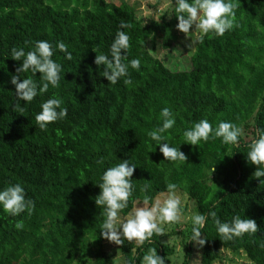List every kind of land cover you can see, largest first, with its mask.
Masks as SVG:
<instances>
[{
	"label": "trees",
	"instance_id": "16d2710c",
	"mask_svg": "<svg viewBox=\"0 0 264 264\" xmlns=\"http://www.w3.org/2000/svg\"><path fill=\"white\" fill-rule=\"evenodd\" d=\"M173 6L174 0L169 10L143 25L126 0H0V189L20 183L34 203L30 215L13 217L0 210V264H83L89 255L91 264H114L107 240L99 236L103 209L94 199L100 175L123 160L136 168L130 178L133 195L122 216L135 207L133 200L139 204L147 196L151 204L167 183H176L191 203V215L215 211L222 222L239 215L257 225L252 235L223 241L206 219L205 244L197 246L199 264H213L222 251L240 254V249L252 264H264V177L257 180L245 159L256 129H264V0H238L236 26L222 36L201 35L185 71L172 70L147 52L148 41L170 48L177 23ZM121 22L127 28L120 30L130 36L127 58L139 57L141 66L129 69L132 84L121 78L111 85L101 77L103 66L93 61L95 54H107ZM38 40L53 47L62 41L73 58L66 61L55 51L59 87L17 103L10 77L30 73L16 72L20 62L11 60L10 49L28 51ZM53 95L62 98L67 115L41 130L34 117ZM163 107L176 119L167 134L172 145L200 119L213 127L219 121L236 124L242 130L239 142L181 143L185 164L166 162L158 146L152 144L148 152L145 136L157 126ZM145 181L148 189L142 193ZM184 229L180 234L187 244L180 264H188L193 251L191 216ZM164 238L165 230L139 247L125 240L118 248L127 264H141L150 247L165 264H174Z\"/></svg>",
	"mask_w": 264,
	"mask_h": 264
},
{
	"label": "clouds",
	"instance_id": "9594fccd",
	"mask_svg": "<svg viewBox=\"0 0 264 264\" xmlns=\"http://www.w3.org/2000/svg\"><path fill=\"white\" fill-rule=\"evenodd\" d=\"M237 5L238 0H174L176 29L185 36L195 33L197 40L201 35L209 33L222 36L226 31H230L236 26ZM125 28H127V24L121 22L109 45L107 54L103 52L95 54L93 61L96 66H103L101 77L111 85L117 84L121 78H125L123 79L124 84H132V80L127 78L129 69L139 70L141 66L139 57L130 60L127 58L130 36L127 32L120 30ZM190 28L192 29L191 33H189ZM55 51L63 53V58L66 61L73 58L72 53L67 51V47L62 41H56L53 47V44L47 40H38L28 51H25L23 47L10 49L11 60L20 62L16 72L19 74L30 73L23 79H19L17 75L10 77L9 83L14 86V98L17 103L21 101L24 104L30 103L35 97L46 93L50 87L53 89L59 87L61 65L52 59ZM36 73H39L38 79L33 78ZM62 104V98L57 95H53L40 104V111L34 119L41 130H44L48 124L66 117L67 108ZM157 120V126L145 132V136L148 138L146 147L148 152H152L154 150L152 144L155 147L158 146L164 161L174 165L185 164L187 159L186 155L179 150L178 146L181 143L197 146L201 142L219 138L222 144L236 145L242 134L241 128L230 121H219L213 127L207 119H200L183 130L182 140L179 144L172 145L168 142L167 134L176 125L174 113L169 107H163ZM245 159L254 166L253 176L257 180L264 177V129H256V136L248 145ZM135 168L136 165L129 163L128 160L119 161L103 171L99 177V183L96 185L99 193L95 197L94 203L103 209V221L99 225V236L115 245H121L127 240L135 241L136 246L139 247L145 241H150L153 234L162 235L164 229L161 225L176 223L181 217L182 201L187 199L186 193H181L176 183L169 182L164 191L157 193L152 198L151 204L147 196L139 204L133 200L132 203L136 206L122 216V211L128 208L129 199L133 195L134 185L130 178ZM213 170L214 168L211 169V172ZM147 189L148 183L145 181L139 191L143 193ZM33 208V201L26 198V193L20 183L10 184L0 189V210L4 213L13 217L22 213L30 215ZM208 218H211L217 235L223 241H232L245 234L252 235L257 232V225L252 219L234 215L230 221L222 222L215 211H209L207 214L193 212L189 240L196 246L202 247L205 244V239L201 236V229ZM21 226L20 223L16 224L17 228ZM239 252L240 256L236 259L244 260L246 264H252L243 249H240ZM229 257H232L231 252H227L223 264H229ZM117 264H127V260L121 259ZM141 264H165V258L157 255L156 248L150 247L142 256ZM213 264H219V262L214 261Z\"/></svg>",
	"mask_w": 264,
	"mask_h": 264
},
{
	"label": "rangeland",
	"instance_id": "374dc122",
	"mask_svg": "<svg viewBox=\"0 0 264 264\" xmlns=\"http://www.w3.org/2000/svg\"><path fill=\"white\" fill-rule=\"evenodd\" d=\"M130 1L134 7L137 19L146 25L150 20H156L158 16L170 9L172 3L169 0H126ZM157 7V13H153L152 9ZM192 29H189V33ZM197 42L196 34L185 36L180 33L176 28L171 37L170 48L163 49L160 40L148 41L147 52L156 59H159L166 67L175 69L176 71H185L189 69V56L193 52L194 45ZM136 206V205H135ZM139 207V205H137ZM192 213L191 203L189 199L182 201L181 217L176 223H168L161 225L165 230V238L163 243L173 250V254L168 258L174 264H180L183 257L184 245L187 244L185 234L181 235V231L185 230L184 225L190 220ZM105 249L109 255L113 256L114 264L122 258L118 245L109 241L105 243ZM193 251L188 264H199L200 252L194 244ZM219 263L223 264L224 258L227 256L226 251L221 252ZM240 254H232L229 257V264H246V261L236 259ZM92 256L89 255L83 264H91Z\"/></svg>",
	"mask_w": 264,
	"mask_h": 264
}]
</instances>
